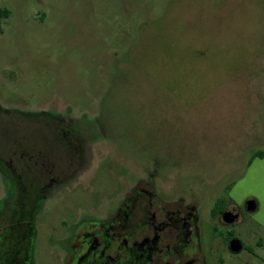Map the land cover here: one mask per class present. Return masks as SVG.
Listing matches in <instances>:
<instances>
[{"label":"rangeland","instance_id":"rangeland-1","mask_svg":"<svg viewBox=\"0 0 264 264\" xmlns=\"http://www.w3.org/2000/svg\"><path fill=\"white\" fill-rule=\"evenodd\" d=\"M0 9L9 12L0 108L69 119L95 154L105 149L41 202L34 264H58L60 235L109 216L134 176L205 206L218 178L243 172L246 126L264 109V0H0ZM9 197L0 175V205ZM233 197L256 202L247 246L264 250V161ZM239 255L237 264H264Z\"/></svg>","mask_w":264,"mask_h":264},{"label":"flooded vegetation","instance_id":"flooded-vegetation-1","mask_svg":"<svg viewBox=\"0 0 264 264\" xmlns=\"http://www.w3.org/2000/svg\"><path fill=\"white\" fill-rule=\"evenodd\" d=\"M261 110L248 130L246 126L243 151L250 155L243 172L218 178L211 204L204 206L197 196L169 200L156 192L153 176H134L122 187L124 198L109 216L82 218L70 233L60 235L58 264H237L241 252L245 263L247 255L264 262L260 243L256 249L247 246V213L256 209L248 210L251 199L237 203L233 197L252 163L264 161ZM0 119V175L10 183V197L0 205V264H34L41 202L79 178L105 149L95 154L93 141L69 119L46 112L0 108Z\"/></svg>","mask_w":264,"mask_h":264},{"label":"water","instance_id":"water-1","mask_svg":"<svg viewBox=\"0 0 264 264\" xmlns=\"http://www.w3.org/2000/svg\"><path fill=\"white\" fill-rule=\"evenodd\" d=\"M247 207H248V210L249 211H254L256 209V203L252 200H250L248 203H247ZM235 245L233 246V249L236 251L238 249V243H234Z\"/></svg>","mask_w":264,"mask_h":264},{"label":"trees","instance_id":"trees-1","mask_svg":"<svg viewBox=\"0 0 264 264\" xmlns=\"http://www.w3.org/2000/svg\"><path fill=\"white\" fill-rule=\"evenodd\" d=\"M9 15V12L5 9H0V20L6 19ZM1 30V28H0ZM1 33V31H0Z\"/></svg>","mask_w":264,"mask_h":264}]
</instances>
